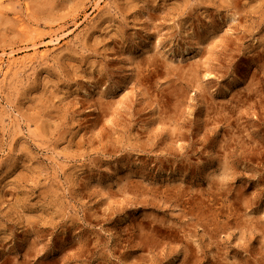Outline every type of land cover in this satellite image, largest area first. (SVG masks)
I'll use <instances>...</instances> for the list:
<instances>
[{"label":"rangeland","instance_id":"374dc122","mask_svg":"<svg viewBox=\"0 0 264 264\" xmlns=\"http://www.w3.org/2000/svg\"><path fill=\"white\" fill-rule=\"evenodd\" d=\"M8 57L0 264H264V0H0Z\"/></svg>","mask_w":264,"mask_h":264},{"label":"bare ground","instance_id":"6f19581e","mask_svg":"<svg viewBox=\"0 0 264 264\" xmlns=\"http://www.w3.org/2000/svg\"><path fill=\"white\" fill-rule=\"evenodd\" d=\"M96 7H98V6H96ZM55 41H56V38H55ZM31 58L32 57L16 59V58L8 57L6 59V62H3V59L0 58V71H2L3 74H6L9 71H11L13 68H17V67L31 61L32 60ZM2 63H5V65L3 66L4 70L1 69Z\"/></svg>","mask_w":264,"mask_h":264}]
</instances>
